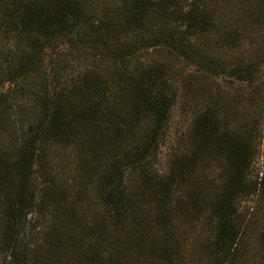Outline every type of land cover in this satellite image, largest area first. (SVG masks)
<instances>
[{"label": "trees", "instance_id": "1", "mask_svg": "<svg viewBox=\"0 0 264 264\" xmlns=\"http://www.w3.org/2000/svg\"><path fill=\"white\" fill-rule=\"evenodd\" d=\"M263 140L264 0H0V264H264Z\"/></svg>", "mask_w": 264, "mask_h": 264}, {"label": "rangeland", "instance_id": "2", "mask_svg": "<svg viewBox=\"0 0 264 264\" xmlns=\"http://www.w3.org/2000/svg\"><path fill=\"white\" fill-rule=\"evenodd\" d=\"M184 120L182 117H180L178 114L176 115L175 117V123L174 125L172 126L171 130H170V134H173L176 132L177 129H182L183 126H184ZM168 144V145H167ZM168 146H169V141H167V143H164L161 145V150H160V154H159V164H158V168H161L163 167L164 165V162H165V154L167 153L168 151ZM215 172V169H212L209 173V175H212L213 173ZM253 174H254V178H257V177H261V176H264V140H263V143L260 147V150H259V155L256 159V162H255V165H254V171H253ZM245 206L248 208L250 207H253L254 204L253 202L249 201V200H246L245 201Z\"/></svg>", "mask_w": 264, "mask_h": 264}]
</instances>
